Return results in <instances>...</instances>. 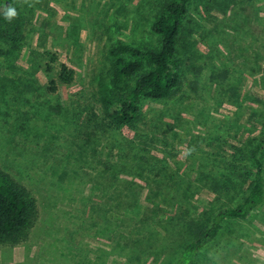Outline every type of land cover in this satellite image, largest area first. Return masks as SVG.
Segmentation results:
<instances>
[{"label":"rangeland","instance_id":"374dc122","mask_svg":"<svg viewBox=\"0 0 264 264\" xmlns=\"http://www.w3.org/2000/svg\"><path fill=\"white\" fill-rule=\"evenodd\" d=\"M167 1L12 0L11 22L0 10V168L38 208L0 264H172L247 193L264 136V0H189L178 85L141 97L131 125L112 116L137 76L121 80L109 50L158 48ZM194 264H264V201L225 219Z\"/></svg>","mask_w":264,"mask_h":264},{"label":"trees","instance_id":"16d2710c","mask_svg":"<svg viewBox=\"0 0 264 264\" xmlns=\"http://www.w3.org/2000/svg\"><path fill=\"white\" fill-rule=\"evenodd\" d=\"M12 0H0V10ZM189 0H168L151 24L159 36L158 48H138L118 44L110 48L116 73L123 81L137 76L134 85L113 105L112 116L118 125H131L139 118L141 97L161 99L171 95L179 82L176 44ZM72 70L61 65L59 79L69 83ZM54 87H50L53 90ZM264 148V136L251 153L250 182L247 193L232 207L221 208L180 251L172 264H194L199 251L214 239L227 218H243L264 201L262 162L258 151ZM38 219L36 199L30 190L0 168V245H16L27 240Z\"/></svg>","mask_w":264,"mask_h":264},{"label":"clouds","instance_id":"9594fccd","mask_svg":"<svg viewBox=\"0 0 264 264\" xmlns=\"http://www.w3.org/2000/svg\"><path fill=\"white\" fill-rule=\"evenodd\" d=\"M25 2H27V0H25ZM3 16L7 21L11 22L14 18L18 16V12L15 7L9 4H5L3 8Z\"/></svg>","mask_w":264,"mask_h":264}]
</instances>
